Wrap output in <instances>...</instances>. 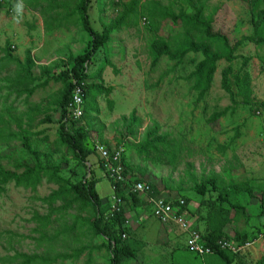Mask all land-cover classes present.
<instances>
[{"label":"rangeland","instance_id":"1","mask_svg":"<svg viewBox=\"0 0 264 264\" xmlns=\"http://www.w3.org/2000/svg\"><path fill=\"white\" fill-rule=\"evenodd\" d=\"M130 1L90 0L88 20L91 27L101 33L106 25L117 18L121 11L120 4ZM189 1L203 5V17L212 19V30L225 34L230 44L253 33L251 12L246 1L139 0L137 15L119 27L108 43L89 51L91 37L79 22L69 25L68 29L65 22L59 28H56L57 23H53L54 30L47 31V22L49 24L52 18H56L57 12L63 10H49L47 3L42 0H37L35 9L28 6L26 1L1 0L0 57L3 55L1 49L8 41L12 55L20 60H23L25 50L30 49L37 66H47L57 61L50 73L52 75L72 67L70 56L88 52V84L103 89L111 88L109 95L90 91L85 98V116L80 126L86 132L84 142L90 151L85 164H80L65 147L56 145L59 140L60 112L58 108L56 110L53 101L61 93L60 82H49L42 88L38 86L32 95L19 97L16 89L9 88L17 69L13 66L6 68L0 74V116L18 117L32 112L35 120L29 125H22V135L28 139L30 147L37 152L42 163L47 155L52 163L63 162L65 166L60 174L64 178L72 182L89 178L95 180L96 192L101 200L97 217L102 226L113 233V237H120L121 242L135 252L133 258H122L121 264L203 263L201 257L187 248L185 250L188 254L168 257L180 248L177 240L168 242V237L181 239L184 234L174 225L159 223L152 216L151 207L144 198L142 200L137 197V204L132 196L122 198L120 209L127 230L120 231V226L113 219L112 186L107 180L104 163L92 150L93 142L105 143L113 148L122 143L124 159L130 166L131 176L151 183L158 190V195L164 198L173 201L189 200L188 217L195 229H199L198 224L204 221L207 211L218 204V192L224 193L234 184L248 183L252 190L251 197L245 192L235 191H231L229 196L232 203L245 208L244 213L240 214L232 211L235 216L232 224L237 230L248 225V205L257 204L259 218L264 204V112L258 111L257 114L254 110L256 107L250 110L242 105V98L237 95L233 98L236 104L231 103L229 94L220 86V72L227 64L223 60L218 62L211 87L200 101L197 100V92L192 89V82L186 80L196 63L202 59L199 53H189L178 63L160 57L156 66H150L152 58L149 45L154 33L148 21L152 22L149 14L155 2L174 14L180 11L192 14ZM257 9L264 10V0H259ZM179 29L178 25H173L168 19L161 23L159 35L167 37ZM236 54L249 58L246 69L251 79L252 101L264 103V48L244 42ZM241 64L242 60L236 59L232 63L233 71L238 70ZM33 73L38 75L39 69L34 68ZM229 87L236 93L232 79L229 80ZM224 108H230L224 117L208 122L211 114ZM131 112L137 118L133 126H129ZM46 117H49V123H41ZM154 122L159 126L158 134L166 136L175 154L173 165L151 163L137 156L136 149ZM12 128L16 131L14 124ZM129 129L134 133L130 134ZM20 164H33L23 143L12 141L0 144V167L7 172L19 174L23 169L17 170L16 166ZM91 168L92 173L89 172ZM211 177H215L217 191H213L210 186L204 196L194 191L195 184ZM56 189V185L46 181L33 191L16 187L14 183L6 185L0 194V232L11 231L18 235L37 237L34 233L36 225L30 221L31 217L34 212L47 213V205L39 199ZM78 213L86 217L92 215L90 210L78 212L75 208L68 211L53 228H60L63 222L71 224L73 215ZM238 234L239 237L230 236L229 240L243 243L247 232H244V237L242 233ZM13 241V250L17 252L32 254L43 251V248H36L29 239L17 242L18 238H14ZM3 242L4 236L0 240V256L13 255V250L4 249ZM106 242L104 236H92L90 233L80 235L73 242L66 237L64 241L56 243V251H66L80 244L93 247L94 250L90 257L84 253L77 261L56 264H87V261L88 264H110L111 253L100 247L106 245Z\"/></svg>","mask_w":264,"mask_h":264},{"label":"trees","instance_id":"2","mask_svg":"<svg viewBox=\"0 0 264 264\" xmlns=\"http://www.w3.org/2000/svg\"><path fill=\"white\" fill-rule=\"evenodd\" d=\"M22 1H26L27 5L32 9H35L38 4L37 0ZM42 1L47 3V9L49 10H63V12H57L56 18H52L49 24L47 22V25H45L47 31L54 30L53 23H57L56 28H59L62 26V23L65 22L66 29H68L69 25L79 22L83 30L91 37L88 43L89 51L95 50L108 43L111 35H113L119 27L124 26L132 16L137 15L139 5V0H131L127 4H120L121 11L117 18L106 25L101 33H97L91 27L88 20L90 0ZM238 1H246L248 4V8L251 12L250 24L253 33L235 40L232 44L229 43L225 34L212 30V19L210 17H203L202 4L189 1V5L193 10L192 14H187L184 11L174 14L168 9L161 7L158 2H155L154 8L149 14L152 22L148 21L150 25L149 28L154 33V38L149 45L152 58L150 66H156L160 57H166L168 60L178 63L189 53H199L202 59L196 63L194 69L187 75L186 80L192 82V89L197 92V100L200 101L211 87L218 62L223 60L227 66L220 72L221 89L229 94L231 103L236 104L233 98L237 95L242 98V105L249 107L250 110L256 107L254 110L257 111L258 114V111L264 112V103L252 101L251 79L246 69L249 58L237 56L236 52L244 42H250L264 48V10L257 9L259 0ZM115 5L117 6L119 4ZM168 19L171 20L173 25H178L180 29L174 32V34L164 37L159 35V31L161 23L167 22ZM10 47L9 42L6 41L4 47L1 49L3 55L0 57V74L3 70L11 66L17 69L16 76L10 81L9 88L16 89V93L19 97L23 95L30 96L34 93L36 87H45L49 82H60L62 84L61 93L56 96L53 101L56 110L58 108V112H60V118L58 120L59 140L56 142V145L58 147H65L80 164H85L86 158L90 154L84 142L86 132L80 127L82 124L81 120H73L68 117L66 110L67 104L70 102L73 89L76 86H81L83 88L84 101L90 91L104 93V95H109L111 91V88L103 89L100 86L91 83L88 84L87 71L90 64V53L87 52L78 56H70L69 62L72 64L71 68L67 71L50 75L53 68L57 65V61L47 66H37L31 55L30 49L25 50L23 60H20L12 55ZM238 58L242 60V64L238 70L233 71L232 63ZM36 67L39 69L38 75L33 73V69ZM230 79L233 80L236 86V93H233L229 87ZM36 82L37 84H35ZM229 109L230 108H224L221 111L211 114L208 122L212 123L224 117ZM83 112L84 118V108ZM33 115L32 112H28L18 117H13L11 115L0 116V144L21 141L23 143V148L33 160L32 165H17V170L23 169L19 174L7 172L0 167V194L3 193L6 185L9 183H14L16 187L30 188L33 191L43 181H46L56 185L57 189L53 190L48 196L39 199L42 203L47 205V213L39 214L38 212H34L31 217L30 221L34 222L36 225L34 233L38 235L37 237L18 235L11 231L0 232V240L4 236L3 245H5V250H13V239L18 238L17 242L22 239L33 241L35 247L43 248V251L41 253L27 254L13 250V255L6 254L0 256V264H56L57 262L65 261L74 262L84 253H87V256L90 257L94 248L84 244H80L78 247L75 246L66 251L55 250L56 243L64 241V238L69 237V240L73 242L80 235H85L86 233H90L92 236L102 235L107 239L106 245L100 247H104L111 253L112 258L110 264H121L122 258L124 257L133 258L135 254L134 250L127 244H123L120 237H113V233L109 229L103 227L100 218L97 217L101 207V200L95 189V180L89 178L83 181L79 180L72 182L70 179H66L60 174L62 167L65 166L62 161L52 163L46 155L44 156L45 162L42 163L37 152L32 150L28 139L22 135V125L24 123L29 125L33 122L35 120ZM128 119L129 126H133L137 122L134 112H131ZM49 121V117H46L41 123H49ZM12 123L16 131L12 128ZM158 130L159 126L154 122L152 127L145 133L143 142L137 147V156L139 159L150 161L151 163L173 165L175 154L171 150L166 136L158 134ZM129 133L133 134L134 132L132 129H129ZM102 144L107 145L105 143ZM121 144H116V147L121 146ZM92 150L95 152L93 144ZM96 155L99 157L101 163H104V160L97 153ZM122 163L125 175L136 182L139 181L148 184L152 190V194H158V190L154 185L131 176L129 171L130 166L125 162L124 154H122ZM84 167L87 168L86 165H84ZM89 172L92 173V168ZM107 180H109L108 177ZM214 180L215 177L206 179L200 184H195L193 189L201 196L207 193L209 186L213 191H217ZM116 185L115 194L117 197L122 199L126 195H129L130 197L132 196L133 201H138V194L125 191V189L130 187L129 185L125 183H117ZM231 191L245 192L250 197L252 196V190L248 183L234 184L230 186L229 190L226 192H218V204L207 211L204 218L205 231L202 232L203 239L207 245L213 248L214 252L212 255H206L201 258H219L218 260H220L222 264H231L237 255L232 254L228 250L218 248L216 242L219 239L229 240V236L224 232V228L232 221V211L239 214L245 211L244 206L232 203L229 200V196L232 194ZM183 200L185 201V207H182V210H184V208L187 209L186 205L189 201L187 199ZM173 203L176 204L177 202L175 201ZM75 208L78 209V212L90 210L92 215L86 217L78 213L73 215L74 220L71 224L67 225L63 222L60 228H53L56 222L60 221L68 214V211ZM56 215L59 216L56 217ZM113 219L120 226V231L127 230L121 209L118 212L113 211ZM49 230H51V233H48ZM244 239L245 238H243V240ZM64 245L65 243L62 246ZM263 262L264 258L256 262V264H262Z\"/></svg>","mask_w":264,"mask_h":264},{"label":"built area","instance_id":"3","mask_svg":"<svg viewBox=\"0 0 264 264\" xmlns=\"http://www.w3.org/2000/svg\"><path fill=\"white\" fill-rule=\"evenodd\" d=\"M83 105V88L81 86H76L73 89L71 100L66 107L68 117L73 120H82L84 114ZM92 144L95 152L104 160L105 172L108 179L111 181L110 183L113 190V211H120V205L122 203V199L115 194V189L117 188L116 184L125 183L130 186L125 189L126 192L131 191L138 195L145 196L146 202L151 207L152 216L159 223L164 225H174L183 232L185 236V246L188 250L199 257L213 254V248L207 245L202 237V232L191 225L187 209L184 208V210H182V207H185V201L183 199L176 200L177 203L174 204L173 202L175 201L171 199H166L158 194L153 195L148 184L139 181L136 182L131 180L129 176L125 175L122 163V146L113 148L112 146H107L99 142H93ZM262 219L264 222V207L262 210ZM263 239L264 226L263 229L258 231L251 240L239 244L226 239H219L216 242V246L220 249L228 250L232 254L238 255L242 251L249 249L256 241Z\"/></svg>","mask_w":264,"mask_h":264},{"label":"crops","instance_id":"4","mask_svg":"<svg viewBox=\"0 0 264 264\" xmlns=\"http://www.w3.org/2000/svg\"><path fill=\"white\" fill-rule=\"evenodd\" d=\"M109 181V180H108ZM110 182V181H109ZM96 186V185H95ZM96 189V188H95ZM113 192V190L111 191V193ZM138 198H144V200L146 201L145 196L143 195H139ZM136 204L138 203V201L135 202ZM253 203V202H251ZM250 203V204H251ZM264 205V204H263ZM188 210V208H187ZM247 210V214H248V225L246 228H239L238 230L236 229V226L233 227V224L235 221V216L232 217V221H231V225L230 223L228 224V226L226 225L224 228V232L226 233L227 236H233V237H239L238 233H242L243 237H244V232H247L246 236L244 237V242L247 240H251L254 238L255 234L258 231H261L263 229L264 226V222L262 219V210H263V206L262 209L260 210V217L258 218L257 214V204H251L248 205L246 207ZM139 214V212H136ZM143 213V211H142ZM142 213H140L142 215ZM233 223V224H232ZM198 227L201 232L205 231V221H201V224H198ZM169 228V227H167ZM241 234V235H242ZM183 236V235H182ZM177 240V244H179L180 248L179 250H177L176 252L169 254L168 257L171 256H182V254H188V251L186 252V246H185V238L184 236L181 239H175L173 236H169L168 237V242H176ZM167 241V240H166ZM188 250V249H187ZM264 258V239L263 240H258L256 241L249 249L242 251L241 253H239L237 255V257L235 258V260L231 263V264H250V263H255L258 262L259 260ZM219 258H201V261L203 264H222V262L220 260H218ZM199 261V263L201 262ZM172 264V263H171Z\"/></svg>","mask_w":264,"mask_h":264}]
</instances>
